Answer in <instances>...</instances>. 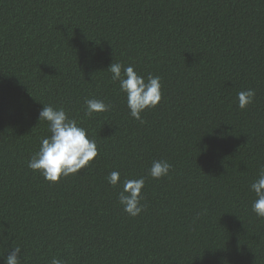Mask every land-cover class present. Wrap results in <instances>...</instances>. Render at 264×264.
Wrapping results in <instances>:
<instances>
[{"label": "trees", "instance_id": "obj_1", "mask_svg": "<svg viewBox=\"0 0 264 264\" xmlns=\"http://www.w3.org/2000/svg\"><path fill=\"white\" fill-rule=\"evenodd\" d=\"M112 62L161 78L143 124ZM92 98L110 110L85 116ZM42 104L63 107L98 148L57 183L27 166L50 135ZM154 160L172 165L167 176H149ZM262 167L264 0H0V256L20 246L21 264H264L250 191ZM112 171L145 178L138 216L118 203Z\"/></svg>", "mask_w": 264, "mask_h": 264}, {"label": "clouds", "instance_id": "obj_2", "mask_svg": "<svg viewBox=\"0 0 264 264\" xmlns=\"http://www.w3.org/2000/svg\"><path fill=\"white\" fill-rule=\"evenodd\" d=\"M106 70L111 73V80L119 84V91L125 94L131 117L143 124L145 121L141 113L146 109L155 108L162 99L160 76L149 73L145 79L138 75L134 66H124L120 62H112ZM254 97L253 89L238 92V107L246 108L253 102ZM42 105L38 121L47 123L50 135L41 138L39 149L31 155L27 166L33 172H38L46 181L57 183L62 177L77 174L81 169L88 167L97 157L98 148L96 141L87 135L86 129L79 126L75 119L70 118L63 107ZM110 107V103H105L102 99H87L84 114L91 117L94 113L109 111ZM171 168L172 165L166 160H154L149 169V176L160 179L167 176ZM120 175L119 171H112L106 179L112 187L122 183L118 203L126 214L136 217L145 207L141 203L145 178H125L121 182ZM250 191L256 197L251 205L252 211L258 218H264V167L259 170L258 178L251 183ZM20 254L21 247L16 246L7 257H0L4 258L5 264H21ZM50 264L67 262L53 257Z\"/></svg>", "mask_w": 264, "mask_h": 264}]
</instances>
